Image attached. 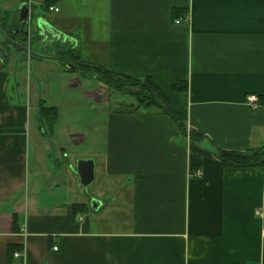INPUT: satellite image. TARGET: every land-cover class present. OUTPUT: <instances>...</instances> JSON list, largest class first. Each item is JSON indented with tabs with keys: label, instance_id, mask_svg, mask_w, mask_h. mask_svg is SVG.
<instances>
[{
	"label": "crops",
	"instance_id": "1",
	"mask_svg": "<svg viewBox=\"0 0 264 264\" xmlns=\"http://www.w3.org/2000/svg\"><path fill=\"white\" fill-rule=\"evenodd\" d=\"M21 4L28 24L39 5L58 34L10 31ZM0 18L34 60L17 77L18 46L0 35V264H264V165L217 155L264 148V0H0ZM67 43L113 74L151 78L184 132L157 104L110 103L95 74L62 57ZM39 102L57 110L48 135ZM80 159L94 163L86 186Z\"/></svg>",
	"mask_w": 264,
	"mask_h": 264
},
{
	"label": "trees",
	"instance_id": "2",
	"mask_svg": "<svg viewBox=\"0 0 264 264\" xmlns=\"http://www.w3.org/2000/svg\"><path fill=\"white\" fill-rule=\"evenodd\" d=\"M47 10L49 9V6H46ZM67 60V59H66ZM72 60V64H78L87 66L88 64ZM70 61V60H68ZM93 65V64H92ZM95 70V77L101 82L106 81L105 77L107 75L115 76L116 78L120 79V85L126 86L131 85L137 92V99L138 103L142 106H151L154 104H157L160 108L164 109V111H167V113L170 114L172 119L178 123L179 128L182 132H184L183 128V121L184 117L175 112L168 103V100L164 93L160 90V88L152 81L151 78H145V80L150 81L148 84L146 81L141 82L140 80H132L125 78L123 76H119L117 74H113L109 72L108 70H105L103 67L99 65H93ZM94 77V78H95ZM95 78V79H96ZM128 82V83H125ZM147 83V84H146ZM116 84V83H115ZM118 85V83L116 84ZM184 84L181 85L180 82H172V89L174 91H180L184 90ZM143 91L146 92V94L143 95ZM126 108H124L125 110ZM57 119V110L53 107L50 106H45L43 102H39V107H38V116H37V124L38 128L41 131V133L44 134H50L52 132L53 125ZM198 134H191V137L193 139H197ZM219 160L224 166L227 167H251V166H257V165H264V148L263 149H258V150H252L248 152H237V151H225V150H219L217 153ZM72 209L74 212H82L85 209L84 204H74L72 206Z\"/></svg>",
	"mask_w": 264,
	"mask_h": 264
},
{
	"label": "rangeland",
	"instance_id": "3",
	"mask_svg": "<svg viewBox=\"0 0 264 264\" xmlns=\"http://www.w3.org/2000/svg\"><path fill=\"white\" fill-rule=\"evenodd\" d=\"M10 6L16 7V5L11 4V3H10ZM33 10H34V16H33L32 20H31V26H30L32 28H34V26H35V20H36V16L37 15H39V14L46 15V10H44L39 5H35L34 8H33ZM53 15L54 14L49 15V18L51 16H53ZM2 16H3V14H2ZM5 24H6V22L4 23V27H5ZM6 27H9L10 28V31L14 30V29H12V25L11 26H8V23H7ZM2 28H3V23L1 21L0 22V35L1 36L3 34H5V33H3ZM3 36H4V38L6 40H9L10 42L13 41L11 38H8L5 35H3ZM27 43L24 42L23 43V47L21 49H13L12 50V52L14 53L12 59H14V61H15V59L16 60L17 59L22 60L21 62H14V65H15V70L14 71L16 72V76L17 77L23 76L24 79L26 78V76H31V72L33 71V70H31V66H32V69H33V64H34V60L30 56L31 55L30 53H32V50L30 49V47H29V49L27 48V46H26V45H28ZM9 47H10V45H9ZM31 47L34 50V48H35L34 39L31 40ZM68 47H71V45L68 44V43L65 46H63L64 51H67V53H64V55L62 57L65 58V59H67V60H70L69 63H71V64L76 59H78L77 61H80V62H83V63L85 62L86 64H88L86 67L83 68L82 67L83 65L80 66L79 63H78L77 65L80 67V68H78L79 69L78 70L79 73H86V72L89 71L90 73L95 74L94 71H96V70H95L94 66H92V64L90 62H86L88 60L85 58L86 55L83 52V49H81V51H80V50H78L80 48L77 47L76 48V51L73 52L70 49H68ZM4 50H5L4 47H0V52L1 53H3ZM68 51H70V52H68ZM16 54H20L21 57L19 55H16ZM27 56H28V58H27ZM105 78H107V79H105L106 81H103L102 84L104 83L107 86V88H108V92H107L108 95L107 96H108V99H109V102L110 103H112L113 100L114 99H117V98L122 99V101L124 103H126L128 101H130V102H134V100L136 101L137 94L135 92H137V91H134V92H125L127 90H133L134 89L133 87H131V85H127V84H126V86L120 85V83H121L120 82V79L116 78L115 76H111V75L109 76V75H107V77H105ZM145 81L148 84L150 83V81L145 80V78H140V83L141 82L143 83ZM115 83L116 84L118 83V85H116ZM125 83H128V82H125ZM19 89L22 91V94L21 95H22V99H23V101L25 103L27 95H28V98H29V90L26 88V85L25 84H23L22 86H20ZM142 93H143V95L146 94L145 91H143ZM34 102H35L34 100H32L30 102L32 104L31 105L32 112L34 111V106H33L34 105ZM110 107L111 108L113 107L112 104H111ZM91 115H92V117H94L96 114H91ZM184 123H185V121H183V124Z\"/></svg>",
	"mask_w": 264,
	"mask_h": 264
},
{
	"label": "water",
	"instance_id": "4",
	"mask_svg": "<svg viewBox=\"0 0 264 264\" xmlns=\"http://www.w3.org/2000/svg\"><path fill=\"white\" fill-rule=\"evenodd\" d=\"M21 11H24V15L22 18L21 26L18 27L19 30H20V28L22 29L23 26L28 25V14H29L28 5L27 4H21L18 8V13H20ZM19 22H21V21H19ZM35 27L40 34L45 33V32H43L44 28L48 29L49 31L51 30L52 32H55L56 34H58L57 31L53 27H51L47 22H45L40 17L36 18ZM23 36H24V40H25L28 36L27 30L23 31ZM11 42L15 43V45L18 46V49H21L23 47V39L19 42H14V41H11ZM9 48L11 49V47H9ZM180 140H181V137L177 139V141H180ZM93 170H94L93 160H91V159H80L77 161L76 173L79 177V182L82 186H86L92 181ZM90 204H91V207L93 209H95V208L97 209L99 206V202L95 199H92Z\"/></svg>",
	"mask_w": 264,
	"mask_h": 264
},
{
	"label": "built area",
	"instance_id": "5",
	"mask_svg": "<svg viewBox=\"0 0 264 264\" xmlns=\"http://www.w3.org/2000/svg\"><path fill=\"white\" fill-rule=\"evenodd\" d=\"M49 10H53V11H58V8L57 7H52L50 6L49 7ZM188 18L184 17V18H177L174 20V24H186L188 23ZM246 103L247 105H249L251 108L253 109H256L260 104H259V99H258V96L255 95V94H249L247 97H246ZM194 175L196 176H199L200 175V170H195L194 172ZM261 235L262 237H264V227L262 228L261 230ZM53 250H57L56 247H53Z\"/></svg>",
	"mask_w": 264,
	"mask_h": 264
},
{
	"label": "flooded vegetation",
	"instance_id": "6",
	"mask_svg": "<svg viewBox=\"0 0 264 264\" xmlns=\"http://www.w3.org/2000/svg\"><path fill=\"white\" fill-rule=\"evenodd\" d=\"M23 15H24V11H21L20 13H17V17H16V20H18V23L20 24V26H21V23H22V18H23ZM19 21H21V22H19ZM29 25V26H28ZM28 25H25V26H23V28L21 29L20 28V31H25L26 29H27V27H29L30 28V26H31V24H28ZM12 29H14V30H18V28L16 27V26H12ZM49 30L48 29H46V28H44V30H43V32H48Z\"/></svg>",
	"mask_w": 264,
	"mask_h": 264
}]
</instances>
